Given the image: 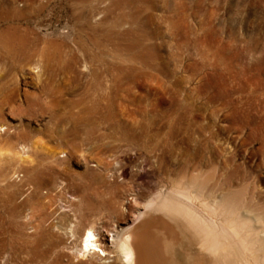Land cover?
<instances>
[{
	"label": "rangeland",
	"instance_id": "rangeland-1",
	"mask_svg": "<svg viewBox=\"0 0 264 264\" xmlns=\"http://www.w3.org/2000/svg\"><path fill=\"white\" fill-rule=\"evenodd\" d=\"M89 167L119 178L109 204ZM195 177L264 216V0H0V264H126L117 235ZM89 226L106 254L82 255Z\"/></svg>",
	"mask_w": 264,
	"mask_h": 264
},
{
	"label": "bare ground",
	"instance_id": "bare-ground-1",
	"mask_svg": "<svg viewBox=\"0 0 264 264\" xmlns=\"http://www.w3.org/2000/svg\"><path fill=\"white\" fill-rule=\"evenodd\" d=\"M66 67L71 68L68 64L63 69L61 66L57 69H62L60 72L64 73L63 70H66ZM102 106L93 105L92 107L96 110L92 114H106L101 111ZM110 106L106 105V107ZM77 124L73 125L74 136L82 130L81 128L79 130ZM133 125L136 127L140 124ZM142 127L144 130L147 129L146 125ZM106 128L115 129V125L111 122ZM20 137L26 139L23 135ZM126 139L133 142L137 140V136L132 133L127 135ZM21 150H26V146L22 145L19 151L15 150L14 156L20 161H27V158H23L20 154ZM105 160L106 158L103 157L100 163L108 169L107 165L111 161ZM29 170L28 172L34 171L36 175H41V168L36 165L29 167ZM13 171L16 172V169L5 168L2 173L4 179H9ZM43 176H40V179L48 180V184H51L47 195L45 198L40 195L38 189L41 188V182L39 181L35 184L34 192L28 195L27 201L34 199L37 205L45 207L44 205L51 206L56 198V195L52 194L56 186L54 179L56 176L51 175L49 179ZM197 179L195 177L187 182H175L167 192H157L145 203V209L137 214L133 224L117 235L115 247L126 264H206L207 262L209 264H264V216L249 215L242 199L228 193L227 190L216 195L214 190L216 187L207 189L206 185L198 183ZM85 180L82 184L84 189L82 197L84 200L88 199L90 203H92L91 199L96 197L99 201L109 204L115 196L113 189L121 187L117 176L113 175V178L108 180L107 172H99L94 167L86 170ZM98 183L108 188L104 194L110 193V195L96 194L97 192L92 189ZM64 190L63 187L59 192L62 198L65 194ZM87 209L92 213L95 207L93 208L91 204V206L87 205ZM74 210L80 211L82 219L85 212L83 213L80 208H74ZM69 215L64 214L65 217ZM80 230V251L83 256L85 252L98 251L101 255L107 253V249L102 247L97 232L92 226ZM67 234L69 238L75 236L73 228L69 229Z\"/></svg>",
	"mask_w": 264,
	"mask_h": 264
}]
</instances>
